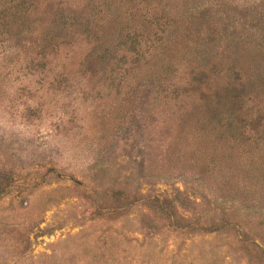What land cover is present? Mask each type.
Masks as SVG:
<instances>
[{
  "label": "rangeland",
  "instance_id": "obj_1",
  "mask_svg": "<svg viewBox=\"0 0 264 264\" xmlns=\"http://www.w3.org/2000/svg\"><path fill=\"white\" fill-rule=\"evenodd\" d=\"M14 65L0 77V264H264L263 161L223 142L220 164L205 165L187 156L197 138L180 143L189 113L123 93L81 97ZM178 191L181 225L226 226H172L150 201Z\"/></svg>",
  "mask_w": 264,
  "mask_h": 264
},
{
  "label": "trees",
  "instance_id": "obj_2",
  "mask_svg": "<svg viewBox=\"0 0 264 264\" xmlns=\"http://www.w3.org/2000/svg\"><path fill=\"white\" fill-rule=\"evenodd\" d=\"M14 41H22L19 50ZM0 60V77L20 62L81 97L123 93L164 106L168 117L189 113L180 143L197 138L201 146L187 156L205 165L220 164L223 142L264 162V0H0ZM97 75L104 85L90 93ZM124 194L114 193L128 206ZM182 197L150 202L175 228L226 226L181 225Z\"/></svg>",
  "mask_w": 264,
  "mask_h": 264
}]
</instances>
